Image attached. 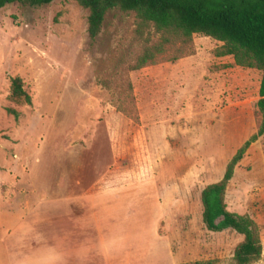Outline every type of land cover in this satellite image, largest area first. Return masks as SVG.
<instances>
[{
  "label": "rangeland",
  "instance_id": "rangeland-1",
  "mask_svg": "<svg viewBox=\"0 0 264 264\" xmlns=\"http://www.w3.org/2000/svg\"><path fill=\"white\" fill-rule=\"evenodd\" d=\"M88 14L75 0L0 9V264H45L48 231L88 222L73 219L82 212L150 232L177 264H231L242 236L208 230L200 194L257 131L261 72L217 56L222 42L200 34L187 46L173 37L138 67L160 33L112 9L92 43ZM14 77L30 104L10 97ZM225 203L258 224L264 264V134Z\"/></svg>",
  "mask_w": 264,
  "mask_h": 264
},
{
  "label": "trees",
  "instance_id": "trees-1",
  "mask_svg": "<svg viewBox=\"0 0 264 264\" xmlns=\"http://www.w3.org/2000/svg\"><path fill=\"white\" fill-rule=\"evenodd\" d=\"M89 11L88 35L93 43L99 34L107 11L118 9L134 12L138 28L151 26L160 33V42L145 48L138 67L155 62L164 52L165 44L177 37L190 45L194 34L211 37L222 45L217 48L219 57L232 56L240 67L254 68L261 72L256 107L261 120L252 134L236 150L228 161L223 177L206 185L200 194L202 220L210 231L232 229L242 236L236 245L231 264H255L261 259L263 245L256 221L246 214L227 209L225 194L236 165L249 146L264 134V0H75ZM52 0H0V9L12 3L42 6ZM10 97L16 101L31 103L30 95L23 88L19 77L11 79ZM15 118L19 113L8 110ZM216 260L195 261L184 264H216Z\"/></svg>",
  "mask_w": 264,
  "mask_h": 264
},
{
  "label": "crops",
  "instance_id": "crops-1",
  "mask_svg": "<svg viewBox=\"0 0 264 264\" xmlns=\"http://www.w3.org/2000/svg\"><path fill=\"white\" fill-rule=\"evenodd\" d=\"M76 215L73 219L88 222L79 227H55L48 231L47 244L42 240L44 249L37 254L47 264H177L170 248L151 247L150 232L110 227L100 212ZM152 236L154 241L163 240L158 234ZM164 252L168 261L156 263Z\"/></svg>",
  "mask_w": 264,
  "mask_h": 264
}]
</instances>
